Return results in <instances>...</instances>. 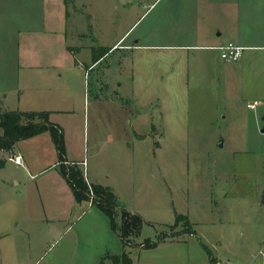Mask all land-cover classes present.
<instances>
[{"label": "rangeland", "instance_id": "1", "mask_svg": "<svg viewBox=\"0 0 264 264\" xmlns=\"http://www.w3.org/2000/svg\"><path fill=\"white\" fill-rule=\"evenodd\" d=\"M46 7L0 0V112L62 110L65 146L84 160L85 176L88 168L110 185L116 224L122 209L144 219L140 235L122 244L135 264H249L264 246V48L227 62L217 49L187 45L209 31L221 33L220 43L264 46V0H70L72 49L121 40L91 67L81 50L80 65L66 63L62 76L32 74L24 89L19 33L46 19L55 30V6ZM11 151L3 155L6 187L24 195L29 180L7 160ZM58 194L53 183L42 201L47 215L65 208ZM86 206L77 203L61 224L68 230L58 245L76 236L85 255L121 254L110 220ZM147 238L157 245L138 253Z\"/></svg>", "mask_w": 264, "mask_h": 264}, {"label": "crops", "instance_id": "2", "mask_svg": "<svg viewBox=\"0 0 264 264\" xmlns=\"http://www.w3.org/2000/svg\"><path fill=\"white\" fill-rule=\"evenodd\" d=\"M69 3L70 0H41V6H47L46 8L48 9L51 7V10L53 6H55L54 9L56 13L54 14L56 16L54 15L55 20L53 21L55 23L57 20L58 26L57 23H55L57 28L55 30L49 29L51 23L46 19L42 29L30 28L31 30L20 31L17 67L21 69L22 74L25 75L26 84L23 87L24 89L28 86L27 82H32L31 79H28V76H31L32 74L47 75L53 71L58 76H62L60 70L66 66V63L80 65L81 63L77 60V56H79L81 50H86L89 53L88 57H84L86 61H83L82 65L87 69L94 64L92 57L93 49H97L95 43L84 46L78 45L79 48L77 49H72L74 46L68 44L65 28L66 19L69 18ZM209 35L210 32L207 31L206 35L203 37V41L201 40L196 44L187 46L215 49L216 46L233 43L243 46L245 49L264 48L263 45H245L232 40L227 43H220L218 39L221 36L220 32H217L214 38H211ZM234 36V40L238 41V37ZM121 38L103 48H109V52L118 44ZM120 46L121 45H118L117 48ZM139 46L141 45L137 43L135 45L126 44L123 47L134 49ZM102 57H100V59ZM87 58H89V60ZM87 60L90 61L89 65ZM105 84H102L101 86H105ZM19 97V102H21L23 99L21 100V95ZM15 110L48 111L49 120L60 125L58 123L59 118L56 117L60 116L62 110L46 108ZM4 151L6 150L0 149V264H84L87 259L99 264L102 257L106 255H116L109 254L108 252L104 254L99 252L98 254L96 253L95 255L90 256L85 255L81 251V245L76 236L69 237L68 239L63 240V244L58 245L59 242L57 241H59L60 238L63 239V234L68 230L67 227H62L61 224L70 220L76 204L81 202L75 201L69 184L59 171L57 152L48 131L19 140L12 147L13 152L22 155V169L28 178L27 180H29L28 184L24 183V195L12 191L10 192L8 191L9 188L6 187L7 176L2 171L6 164L5 157L3 156ZM66 157L68 162H77L81 165L84 162L79 155L75 156L70 152L67 142ZM50 169L53 172L49 175L43 176L44 173L50 171ZM107 177L108 176L106 175L105 178ZM85 178L88 183L101 184L110 187V185L103 180L104 178L102 176L100 177L95 172H90L88 168H86ZM14 179V184H17L18 181ZM33 183L36 184L37 188L36 186L35 188L32 186ZM53 183L60 190V194L56 195L59 198L57 197L56 199L60 200V204H62V197H64L67 203L65 208L61 211L47 215L42 201H44L45 198H48V191ZM86 202V207L91 208L93 206L91 202ZM77 217H80V213ZM100 218H102V222L107 224L108 217L106 215H102ZM258 224L259 229L262 228V231L264 232V221L259 220ZM113 232L119 239L121 250L123 249L124 251L118 233L114 230ZM144 249L147 248H140L137 252L140 253ZM127 255L131 259V264H135L133 260L134 258L131 257L130 252ZM257 257L258 256L255 254L249 264H252V261ZM106 264L112 263L107 261Z\"/></svg>", "mask_w": 264, "mask_h": 264}, {"label": "trees", "instance_id": "3", "mask_svg": "<svg viewBox=\"0 0 264 264\" xmlns=\"http://www.w3.org/2000/svg\"><path fill=\"white\" fill-rule=\"evenodd\" d=\"M108 50L109 48L103 47L93 49V63ZM0 128L2 129L0 149L3 150H12L17 141L48 131L57 152L59 171L69 184L75 201H89L98 206L110 220L111 227L118 233L123 246L126 244L125 239H134L140 235L144 223L142 216L122 209L121 221L117 225L115 222L117 203L113 190L109 186L88 183L79 164L67 161L64 131L60 125L49 120L48 111L9 110L0 112ZM156 245L157 242L146 240L144 247L151 248ZM107 261L112 264H131V259L125 251L119 255H106L101 258L99 264H106Z\"/></svg>", "mask_w": 264, "mask_h": 264}, {"label": "built area", "instance_id": "4", "mask_svg": "<svg viewBox=\"0 0 264 264\" xmlns=\"http://www.w3.org/2000/svg\"><path fill=\"white\" fill-rule=\"evenodd\" d=\"M215 49H217L220 53V58L227 62H234L238 61L243 53V50L245 47L239 46L233 43H227L224 45L216 46ZM258 104V101L254 100L252 102L247 103V107L250 109H255L256 105ZM8 161L13 162L14 164L18 166L23 165V157L19 153H15L13 151L10 152V154L7 157ZM256 256L261 257V262L264 264V246L260 247L257 250Z\"/></svg>", "mask_w": 264, "mask_h": 264}, {"label": "water", "instance_id": "5", "mask_svg": "<svg viewBox=\"0 0 264 264\" xmlns=\"http://www.w3.org/2000/svg\"><path fill=\"white\" fill-rule=\"evenodd\" d=\"M124 1V0H123Z\"/></svg>", "mask_w": 264, "mask_h": 264}]
</instances>
